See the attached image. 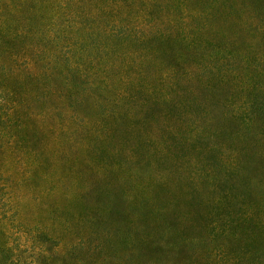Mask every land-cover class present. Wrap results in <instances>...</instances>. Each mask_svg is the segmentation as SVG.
Masks as SVG:
<instances>
[{
    "label": "rangeland",
    "instance_id": "1",
    "mask_svg": "<svg viewBox=\"0 0 264 264\" xmlns=\"http://www.w3.org/2000/svg\"><path fill=\"white\" fill-rule=\"evenodd\" d=\"M53 3L71 51L34 61L16 112L28 137L0 151L7 257L254 264L245 242L235 262L218 225L240 216L264 248V116L248 111L264 102V0L14 8L48 16Z\"/></svg>",
    "mask_w": 264,
    "mask_h": 264
},
{
    "label": "trees",
    "instance_id": "2",
    "mask_svg": "<svg viewBox=\"0 0 264 264\" xmlns=\"http://www.w3.org/2000/svg\"><path fill=\"white\" fill-rule=\"evenodd\" d=\"M28 1L14 0L13 2L18 6H23L25 2L27 5ZM7 2L10 0H0V151L9 148L12 141L17 144L28 137L22 129L23 117H26L27 113L24 116H16V112L26 104L24 87L26 78L31 75L34 61L45 60L42 66L47 69L51 61L60 57V53L70 52L72 45L69 38L64 36L67 31L66 17L62 18L64 11L59 10L55 3L51 5L53 10L48 16L44 15L45 13L39 15L35 11H31L28 16L21 19L14 4L8 5ZM112 30L113 26H110L109 31ZM28 38L34 40L35 43L28 42ZM50 43L60 45L58 52L48 46ZM255 99L252 97V105ZM252 105L248 106L249 112L257 110L259 115L264 116V102L258 107ZM1 180L3 179L0 176ZM0 187L1 208L3 201L5 202L8 196L3 186L0 185ZM241 221L240 216H230L226 221L220 222L218 225L221 230L219 236L231 242L235 241L236 250L230 249V251H232L236 263L250 249L252 254L250 256L254 264H264V248L259 249L255 230H251L250 234L240 233L244 227ZM241 242L247 244V248L244 250L246 252L239 249ZM0 253H3L7 259L0 264H37L36 261L22 263L7 257L11 250L6 243L1 244ZM219 255L225 257L224 252H219ZM41 263L54 264L46 261H41Z\"/></svg>",
    "mask_w": 264,
    "mask_h": 264
}]
</instances>
